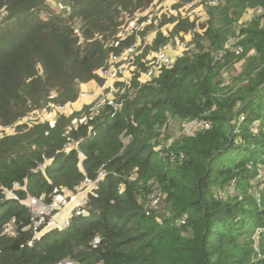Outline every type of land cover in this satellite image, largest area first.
Here are the masks:
<instances>
[{
    "label": "trees",
    "instance_id": "1",
    "mask_svg": "<svg viewBox=\"0 0 264 264\" xmlns=\"http://www.w3.org/2000/svg\"><path fill=\"white\" fill-rule=\"evenodd\" d=\"M154 1L0 0V125L14 126L0 137V264H264V195H254L264 163V0H216L201 19L177 1L155 19L172 28L145 43L137 74L175 35L183 53L145 83L133 74L120 109L104 104L75 126L63 114L54 125L19 123L100 80ZM124 24L134 26L121 39ZM192 118L210 127L161 141L171 121ZM82 181L94 184L82 211L42 232L47 219L35 225L27 195L48 203Z\"/></svg>",
    "mask_w": 264,
    "mask_h": 264
},
{
    "label": "built area",
    "instance_id": "2",
    "mask_svg": "<svg viewBox=\"0 0 264 264\" xmlns=\"http://www.w3.org/2000/svg\"><path fill=\"white\" fill-rule=\"evenodd\" d=\"M161 1L163 0H155L152 8L153 10L149 11L147 14V17L145 21L136 28V36L140 34H137V32L143 29L144 26L151 24L155 19L159 18L161 12L165 11L162 10ZM172 1L170 7L172 4H175L179 0H169ZM216 3V0H187L182 7L180 8V12L182 14L191 15L192 18L201 19V17L204 14V8L205 6H211ZM158 7L156 8V6ZM259 13V12H258ZM155 20V22H156ZM133 24H129L127 26L122 27L117 37L123 39L126 37L128 31L133 27ZM153 29H148L146 32L141 36V42L138 37H135L132 41V43L128 44L123 51L120 53H113L110 55V57L107 59V64L103 68L98 70V77L102 79V87L98 89V91H94L91 93L88 89H82L79 93L80 97H88L92 94H99L101 89H107L112 90L116 92L115 97H107L105 101H103V105L107 104L113 107L114 109H120L122 105V101L118 99V95L126 89L131 82V78L134 74V71L137 69V56L139 55L141 51V47H144L145 43L150 41L151 39V31ZM197 27H194L193 31H196ZM163 33L166 36H169L166 31H163ZM156 35V32H154V35ZM137 38V39H136ZM139 42V43H138ZM117 41L111 39L109 41V45H115ZM186 41L180 40L179 35H175L173 40L167 41L165 44L161 45L157 50H153L150 53H148L144 59L147 69L143 72H141L140 77H137V80L139 83H145L149 81L153 76L157 75L161 68L163 66H169L171 65L176 57L181 56L183 53V47L185 46ZM173 44L175 46V55H171L170 51L172 50ZM173 51V50H172ZM241 51L240 47H237L234 49L235 54H238ZM116 83H119L118 86H116ZM101 86V85H100ZM106 90V91H107ZM68 104L58 105L60 108L67 107ZM26 120H30L32 117L29 115H26ZM190 124L192 127L190 135L197 134L200 130L209 128L210 127V121L203 119V118H192L190 119ZM78 157H81L82 153L77 150ZM172 158H175L172 156ZM99 176H103L102 172H99ZM256 181H263L262 186H264V163L260 165V167L257 170L256 173ZM17 188H24V186L19 185L18 183L13 184V189ZM4 195H6V198H11L15 196V193L12 189H5ZM264 195V190L262 191V196ZM261 197V194L257 195V200ZM86 199V197H85ZM85 199H83L79 205H77L72 212L79 213L81 212V207L85 204ZM157 201V198L154 199V202ZM24 202L27 203L29 207V212L34 220L35 225H38L41 223V221L47 219L49 223L53 224L54 219V213L55 211L59 210L60 208H63L66 206L67 203V194L66 192L60 195H57L54 197V199L51 202H44L40 198H36L31 195H27V197L24 199ZM52 218V219H51ZM62 223V224H61ZM61 226L67 225V221L60 222ZM66 227V226H65ZM61 227V228H65ZM10 227L6 226L5 231L6 233L9 231Z\"/></svg>",
    "mask_w": 264,
    "mask_h": 264
},
{
    "label": "rangeland",
    "instance_id": "3",
    "mask_svg": "<svg viewBox=\"0 0 264 264\" xmlns=\"http://www.w3.org/2000/svg\"><path fill=\"white\" fill-rule=\"evenodd\" d=\"M172 1L169 0H163L161 1V5H162V10H165L166 8H169L171 5ZM55 5V4H54ZM52 6V5H51ZM158 7V5L156 6V8ZM52 11H55V9L52 7ZM259 11H255V12H248L246 16H244V21H247L249 18L254 17L258 14ZM125 20V18H124ZM123 20V21H124ZM122 21V22H123ZM128 21V20H126ZM154 25V28H152L153 30L151 31V38L154 35V32L157 31H161L163 33V31H166L167 34L169 35V31H171L172 25L171 24H166L169 22H166L165 24H162L161 26H156ZM127 24V23H126ZM126 24H124L122 27H124ZM131 25V24H130ZM79 27L78 22L76 23V28ZM136 37H138L140 39L141 42V36L137 35ZM79 38L82 39L81 34L79 33ZM137 39V38H136ZM139 43V42H138ZM172 46V50L170 51L171 55H175V46L173 44H171ZM144 47H141V50L143 51ZM153 50L150 51H146L147 54L150 53ZM139 65H137V69H138ZM243 67V64L241 63H237L235 65V68L237 69V72ZM137 69L134 71V74L137 77H140L141 73L137 74ZM233 71L235 72V69H233ZM134 75V77H135ZM132 79V78H131ZM99 81V82H98ZM102 80H95L92 81H87V82H82L80 83L79 87H80V91L82 89H88L91 93H93L95 90L98 91V89H100L102 87ZM101 85V86H100ZM107 89H101V91L99 92V94H92L91 96L88 97H80L78 95L77 99L71 103L68 102L67 107H62L60 108V106L56 105V104H51L48 107L45 108H39V109H35L30 111L29 113H27L30 117H32L30 120H26V116L19 121V123L21 122H25L27 121V123H29L28 121H48L50 123V125H54V123L57 121V117L60 114H63V116L67 117L70 119V125H77V123H82L86 121L87 116L84 114L85 112H89L92 114L98 113V109L103 105V101H105L107 99V97L111 96V97H115L116 92L112 91V90H107ZM132 92H134V89L132 87V84L130 87L124 89L119 95L118 98L122 99L123 97H126L128 94H131ZM67 104V103H65ZM90 106V108L87 109V107ZM32 124V123H29ZM192 130L191 124H190V120H186V121H178L176 119H174L173 121H171L170 126H169V138L167 140H161L162 142H165L166 145H170L172 143H174L175 140L179 139L182 136H188L190 135ZM14 133V126H1L0 125V137L3 136L4 134H13ZM76 144V143H74ZM69 148L74 147L73 144L68 146ZM40 167L43 168L44 165L40 164ZM256 180V179H255ZM262 182L260 181L258 189L255 186L254 188V195L257 198V195L260 194L263 190H264V186H262ZM94 184H92L89 181H82L80 183V185L76 188V190L72 191H67V203L66 205H69L70 210L68 212V214L66 215V213H63V208H60L57 213H55L54 218H56V220L54 219L53 222L55 223H60L62 221H67L68 222V218L71 215V211L80 204V202L85 199L86 194L92 189ZM158 194L156 193H152L150 195H148V201H147V205L148 206H152L154 205L156 202H154V197H157ZM63 213V214H62ZM52 219V218H51ZM48 223V225H46L45 229L42 230V232H44L46 229L50 228V223L48 222V220L46 221ZM62 224V223H61ZM60 227H67V225L65 224L64 226Z\"/></svg>",
    "mask_w": 264,
    "mask_h": 264
},
{
    "label": "crops",
    "instance_id": "4",
    "mask_svg": "<svg viewBox=\"0 0 264 264\" xmlns=\"http://www.w3.org/2000/svg\"><path fill=\"white\" fill-rule=\"evenodd\" d=\"M69 210H70L69 205H66V206L63 207V213H66V215L68 214ZM71 212H72V211H71ZM63 213H62V214H63Z\"/></svg>",
    "mask_w": 264,
    "mask_h": 264
},
{
    "label": "bare ground",
    "instance_id": "5",
    "mask_svg": "<svg viewBox=\"0 0 264 264\" xmlns=\"http://www.w3.org/2000/svg\"><path fill=\"white\" fill-rule=\"evenodd\" d=\"M80 79V78H79Z\"/></svg>",
    "mask_w": 264,
    "mask_h": 264
},
{
    "label": "clouds",
    "instance_id": "6",
    "mask_svg": "<svg viewBox=\"0 0 264 264\" xmlns=\"http://www.w3.org/2000/svg\"><path fill=\"white\" fill-rule=\"evenodd\" d=\"M68 104V103H67Z\"/></svg>",
    "mask_w": 264,
    "mask_h": 264
}]
</instances>
